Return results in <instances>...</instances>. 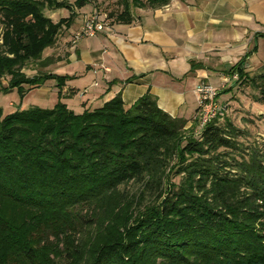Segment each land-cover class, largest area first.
Returning a JSON list of instances; mask_svg holds the SVG:
<instances>
[{
  "label": "trees",
  "instance_id": "16d2710c",
  "mask_svg": "<svg viewBox=\"0 0 264 264\" xmlns=\"http://www.w3.org/2000/svg\"><path fill=\"white\" fill-rule=\"evenodd\" d=\"M171 1L116 0L103 19L129 25L133 9ZM94 2L0 0L2 90H59L52 108L0 107V264H264V149L240 148L246 133L218 100L230 89L201 128L199 107L172 117L149 92L75 112L61 94L70 76L22 71ZM47 7L68 16L54 21ZM244 64L227 75L264 100V64L252 75Z\"/></svg>",
  "mask_w": 264,
  "mask_h": 264
},
{
  "label": "crops",
  "instance_id": "0c3cea01",
  "mask_svg": "<svg viewBox=\"0 0 264 264\" xmlns=\"http://www.w3.org/2000/svg\"><path fill=\"white\" fill-rule=\"evenodd\" d=\"M133 15L129 25L110 24L73 44L84 19L78 13L48 48L66 71L61 75L71 77L61 91L68 106L82 112L120 93L129 107L149 92L170 116L191 119L200 81L227 80L232 66L242 60L247 66L264 45V0H172Z\"/></svg>",
  "mask_w": 264,
  "mask_h": 264
},
{
  "label": "rangeland",
  "instance_id": "374dc122",
  "mask_svg": "<svg viewBox=\"0 0 264 264\" xmlns=\"http://www.w3.org/2000/svg\"><path fill=\"white\" fill-rule=\"evenodd\" d=\"M118 10L119 7L116 4V0H95L94 3L87 4L81 8L79 15H82L84 18L85 16L97 13L101 18H104ZM43 13L54 21L68 16L67 10L63 8L49 9L47 7ZM110 22V19L107 18L105 25L109 26ZM93 39V37H86L80 41L84 43ZM48 58L50 59L49 62H47ZM262 64H264V45L261 44L259 53L255 59L250 60L247 66H245V71L252 75L258 71ZM22 71L28 76H33L37 73H57L61 75L66 72L64 67L60 68V65L57 64L55 52L50 53L48 48L44 50L40 61L26 64ZM7 81V78L2 79L0 85V107L3 109L4 115L17 109H28L30 107L52 108L58 101L59 90L56 86H53V80H49L43 86L29 88L28 93L23 97L17 89L2 90L3 87L7 86ZM213 87L218 92L230 89V92L219 95L218 100L222 107H224V117L228 118L234 126L246 133L245 136L239 138L240 148L244 152L248 151V148L254 147L264 149V100H261L259 91L244 82H240L236 76L220 81L217 85H213ZM26 88L28 89L27 86ZM79 96L80 93L78 92L74 98L76 99ZM62 100L63 102H67L70 99L62 98ZM69 107L75 112H81V109L78 107H74L73 105ZM179 179L180 177H172V181L176 183L179 182ZM131 185L128 186V189L134 192L137 187Z\"/></svg>",
  "mask_w": 264,
  "mask_h": 264
},
{
  "label": "built area",
  "instance_id": "2783aa9c",
  "mask_svg": "<svg viewBox=\"0 0 264 264\" xmlns=\"http://www.w3.org/2000/svg\"><path fill=\"white\" fill-rule=\"evenodd\" d=\"M106 25L104 19L97 13L85 16L81 27L74 33L71 42L76 44L79 40L95 36L104 31ZM199 102L200 121L199 127L217 116L222 110L217 100L218 91L211 84L202 80L195 89Z\"/></svg>",
  "mask_w": 264,
  "mask_h": 264
}]
</instances>
